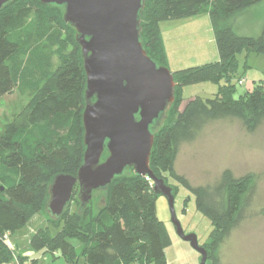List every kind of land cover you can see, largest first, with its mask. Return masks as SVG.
Listing matches in <instances>:
<instances>
[{"label": "trees", "instance_id": "obj_1", "mask_svg": "<svg viewBox=\"0 0 264 264\" xmlns=\"http://www.w3.org/2000/svg\"><path fill=\"white\" fill-rule=\"evenodd\" d=\"M260 1L154 0L140 12L142 46L157 65L165 67L159 24L204 13L210 19L218 58L172 72L176 86L169 109L177 107L178 93L186 86L205 82L217 89L209 98L192 97L170 123L164 120L154 133L149 165L157 177L172 178L194 194L197 210L211 222V241L226 236L241 219L253 191L251 179L226 169L212 185L193 186L174 164L180 145L191 141L209 121L236 118L247 131L264 121V82H254L250 92L234 96L238 79L244 78L234 81L236 56L241 51L264 55V25L255 37L237 34L230 22ZM75 36L60 6L13 0L0 9V98L18 92L24 100L0 117V264L13 258L4 235L22 229L45 206L55 175H76L82 164L85 72ZM99 191L104 197L95 208L96 195L80 207L76 186L75 210L68 204L58 219L49 217V226L31 235L30 247L59 253L75 263L81 257L87 264H168L169 235L156 215L158 195L151 181L128 168ZM74 240L80 243V252Z\"/></svg>", "mask_w": 264, "mask_h": 264}, {"label": "water", "instance_id": "obj_2", "mask_svg": "<svg viewBox=\"0 0 264 264\" xmlns=\"http://www.w3.org/2000/svg\"><path fill=\"white\" fill-rule=\"evenodd\" d=\"M10 1L0 0V9ZM38 1L63 8L64 21L76 31L85 72L82 164L76 175L57 174L50 182L45 204L49 216H61L76 186L84 207L95 192L132 168L151 181L156 195L166 198L177 235L199 253V264H206V249L176 218L173 189L149 165L154 133L174 101L176 82L168 67L157 65L142 46L144 0Z\"/></svg>", "mask_w": 264, "mask_h": 264}, {"label": "rangeland", "instance_id": "obj_3", "mask_svg": "<svg viewBox=\"0 0 264 264\" xmlns=\"http://www.w3.org/2000/svg\"><path fill=\"white\" fill-rule=\"evenodd\" d=\"M153 3L154 0H146L144 6L147 9ZM141 16L144 24L145 17ZM207 20L206 17H200L197 21H192L188 29L194 33L193 35L182 36L178 44L166 45V63L171 72L182 69L181 67L201 65L211 61L212 57L215 58L216 45ZM230 22L242 35L258 36L264 25V0L237 13ZM162 23L159 24L160 31ZM236 58L238 67L234 81L242 75L247 79L245 78L242 84H239L238 79L235 97L250 92L254 82H264V55L241 51ZM203 84L207 83L192 84L179 91L178 96L181 97V101L177 103V107L169 109L166 123H170L169 119L173 120L176 117L189 97L213 96L212 93L215 92L210 90L212 83H208V87ZM18 102H24L22 94L18 92L1 97L0 117L9 114ZM20 109L21 107L17 110ZM105 157L103 154L102 160ZM174 168L193 186L212 185L226 169H229L236 177L249 175L253 191L242 209L241 219L233 225L226 236H217L216 239L213 238L214 241L210 238L211 222L197 210L194 194L172 178L163 177V179L174 191V212L184 232L195 234L198 243L207 249L206 264H213V258L216 259V264H264V121L253 131H247L236 118L207 122L191 141L180 145ZM95 195L97 198L92 202L94 208L104 197V192L98 191ZM155 201L156 215L164 223L170 240L165 249L167 263L199 264V253L177 235L166 198L158 195ZM45 206L19 231L20 235L18 231L11 235L19 239V246L25 249L20 251L29 259L24 264H87L81 257L75 263L65 260L59 253L36 251L27 244L26 234L31 237L38 228L49 226L50 216ZM76 206L75 200H72L68 208L75 210ZM8 238L9 235L4 239L7 241ZM73 243L77 252H80V243L76 240ZM8 244L14 247L11 240ZM12 253V261L5 264L14 262L18 264L14 250Z\"/></svg>", "mask_w": 264, "mask_h": 264}, {"label": "crops", "instance_id": "obj_4", "mask_svg": "<svg viewBox=\"0 0 264 264\" xmlns=\"http://www.w3.org/2000/svg\"><path fill=\"white\" fill-rule=\"evenodd\" d=\"M205 15H206V13L200 14V15H197V16H192V17H187V18H182V19H175V20H168V21L163 22L162 23V26H161V38H162L164 50H167V46L166 45L168 43H171V44L177 43L178 44L179 39L182 38V36L193 35L194 33L192 31H190L188 29V27L190 26V24L192 23V21H195V20L197 21L198 19H200V17L201 18L206 17L208 19L207 21H209V28L211 29L212 35H213V30H212V27H211V24H210L209 16H205ZM233 29H234V27H233ZM182 30H184V31H182ZM234 31L237 34H242V33L237 32V30H235V29H234ZM213 39H214V35H213ZM217 58H218V54L215 56V58L212 57L210 60L211 61H214ZM181 68H183V67H181ZM244 78L247 79L246 76H244ZM203 85H205V87H208L209 84L207 83V84H203ZM211 85L212 86H211L210 90H212V92H215L216 89H217V85H214V84H211ZM192 97H194V96L189 97L188 99H186V101L189 100ZM20 230H18V232H17L18 234L20 233L19 232ZM33 232L34 231H32V233ZM12 234L9 235V238L7 240V244H8V241L11 240L12 245L14 246L13 247L14 248L13 250H14V253H15V257H17V255H20L21 254L20 251L25 250V249L21 248L22 246H19V239H17L15 236L14 237L11 236ZM26 236H28V238H27V244L29 245V241L28 240L30 239V236L27 235V234H26ZM22 256L25 257V255H22ZM27 261H29V259L27 257L25 259H23L22 261H18L17 260L18 264H24ZM13 264H16V262H14Z\"/></svg>", "mask_w": 264, "mask_h": 264}, {"label": "built area", "instance_id": "obj_5", "mask_svg": "<svg viewBox=\"0 0 264 264\" xmlns=\"http://www.w3.org/2000/svg\"><path fill=\"white\" fill-rule=\"evenodd\" d=\"M244 78H242L240 81H239V84H242L243 82H244ZM7 237V235H4V238H6Z\"/></svg>", "mask_w": 264, "mask_h": 264}, {"label": "bare ground", "instance_id": "obj_6", "mask_svg": "<svg viewBox=\"0 0 264 264\" xmlns=\"http://www.w3.org/2000/svg\"><path fill=\"white\" fill-rule=\"evenodd\" d=\"M214 94V93H213ZM191 99V98H190Z\"/></svg>", "mask_w": 264, "mask_h": 264}]
</instances>
